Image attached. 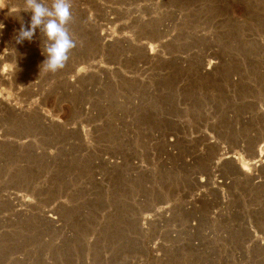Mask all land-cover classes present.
Listing matches in <instances>:
<instances>
[{
    "label": "rangeland",
    "instance_id": "1",
    "mask_svg": "<svg viewBox=\"0 0 264 264\" xmlns=\"http://www.w3.org/2000/svg\"><path fill=\"white\" fill-rule=\"evenodd\" d=\"M23 7L0 0V264H264V0H72L56 72ZM211 172L247 175L240 212L189 208Z\"/></svg>",
    "mask_w": 264,
    "mask_h": 264
},
{
    "label": "clouds",
    "instance_id": "2",
    "mask_svg": "<svg viewBox=\"0 0 264 264\" xmlns=\"http://www.w3.org/2000/svg\"><path fill=\"white\" fill-rule=\"evenodd\" d=\"M21 12L30 14L26 25L21 18L20 27L15 30V44L32 42L37 31L43 36L41 55L45 57L40 65L46 72L62 69L69 59V52L76 47V41L70 33L72 19V0H23ZM20 12V13H21ZM4 24L0 26V31ZM41 44V43H40ZM16 50V49H15ZM18 68L17 62L15 65Z\"/></svg>",
    "mask_w": 264,
    "mask_h": 264
},
{
    "label": "built area",
    "instance_id": "3",
    "mask_svg": "<svg viewBox=\"0 0 264 264\" xmlns=\"http://www.w3.org/2000/svg\"><path fill=\"white\" fill-rule=\"evenodd\" d=\"M175 150L176 149L172 145V143L167 146L168 155L173 154L174 152L176 153ZM105 158H107L111 163L117 162L118 164H121L123 162V160H119L117 158L111 159L109 156ZM140 166L143 167L144 165ZM195 178L197 183L189 201L191 204V207L189 208L194 209L195 207H198L199 205H196V202L197 200H201L203 202H208L211 204V212L218 208L217 210H215V212H222L220 215H224L226 213H223V211L228 212V214L232 211L240 212V207L243 206L245 202H249V198H247L248 193L242 190V186L246 185L245 181L243 179L237 178L231 173H228V175H226L218 172H214L212 174L211 172L210 175L201 174L200 176H196ZM258 180L259 179L255 180V186L260 184L261 181ZM240 201L243 205L240 204ZM171 207V205L160 206L159 209H157V211H155L154 213L145 214L142 222L143 226L145 228H149L154 223H156V226L162 225V216L170 211ZM193 223L194 225H197V221H193ZM252 228H254V226Z\"/></svg>",
    "mask_w": 264,
    "mask_h": 264
},
{
    "label": "bare ground",
    "instance_id": "4",
    "mask_svg": "<svg viewBox=\"0 0 264 264\" xmlns=\"http://www.w3.org/2000/svg\"><path fill=\"white\" fill-rule=\"evenodd\" d=\"M114 31H113V29H112V27L111 26H109L108 27V30L107 31H105L104 32V35H113L114 33H113ZM107 37V36H106ZM142 47V46H141ZM154 49V48H153ZM151 50H152V48H151ZM153 51V50H152ZM154 53V52H153ZM7 55V54H6ZM9 57L10 56H8V60H9ZM5 58V57H4ZM6 60V59H5ZM213 62V61H212ZM211 62V63H212ZM214 63H216V62H214ZM8 69V68H7ZM5 71V73H3L2 71V74L3 75H1L2 77L1 78H3L4 76H6V75H4V74H6L7 73V71H6V69L4 70ZM0 72V73H1ZM8 74H9V71H8ZM7 78V76L4 78V79H6ZM10 78V77H9ZM3 104V103H2ZM7 104V103H6ZM0 106H1V102H0ZM6 109L8 108V106L7 105H5L4 106ZM9 109V108H8ZM8 109H7V111H8ZM12 111V110H11ZM10 114V113H9ZM37 118V117H36ZM259 153H260V155L261 156H263L264 157V146L263 147H261V149H259ZM259 155V156H260ZM197 158V157H196ZM235 158H236V156H235ZM252 158H254V157H252ZM197 161V160H196ZM258 161H262V162H264V159H260V160H258ZM258 161H246V160H244L243 161V169L244 170H246V169H249V165H255V166H259L260 165V163H258ZM252 162V163H251ZM193 164H194V162H193ZM259 164V165H258ZM254 168H256V167H254ZM251 169V168H250ZM232 175H234V173H231ZM207 175H210L209 173L207 174ZM237 178H239V179H243L244 181H245V183H246V180H245V177H247V175L245 174V175H235ZM255 179H259L258 181H261L260 182V184L259 185H253V187L254 188H260V187H262V185H264V177L262 176V175H259V173H256V174H253V175H251V180L253 181V184H254V180ZM247 185V184H246ZM249 195V194H248ZM17 199V198H16ZM18 200V199H17ZM174 212V211H173ZM233 215L235 214V213H237V211H232L231 212ZM231 213H229V214H231ZM53 219L55 218V216H51ZM238 217H239V213H238ZM232 221H233V219H231ZM52 221V220H51ZM239 223H240V226H242L243 224H245L244 222H241L240 220L238 221ZM231 224V226L230 227H232V228H235V227H237V223L236 222H233V223H230ZM242 258V257H241Z\"/></svg>",
    "mask_w": 264,
    "mask_h": 264
}]
</instances>
